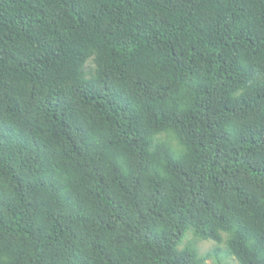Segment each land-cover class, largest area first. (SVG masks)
<instances>
[{
  "label": "trees",
  "instance_id": "1",
  "mask_svg": "<svg viewBox=\"0 0 264 264\" xmlns=\"http://www.w3.org/2000/svg\"><path fill=\"white\" fill-rule=\"evenodd\" d=\"M196 239L264 264V0H0V264Z\"/></svg>",
  "mask_w": 264,
  "mask_h": 264
},
{
  "label": "rangeland",
  "instance_id": "2",
  "mask_svg": "<svg viewBox=\"0 0 264 264\" xmlns=\"http://www.w3.org/2000/svg\"><path fill=\"white\" fill-rule=\"evenodd\" d=\"M191 241H195V237L190 229L185 234L183 241L180 244V247L185 246L186 244L190 243ZM196 246L200 255H208L210 252H213L215 247L217 246L216 242L210 239H196ZM223 246V245H222ZM223 262L226 264H239L237 259L234 257H226L225 255L222 256ZM203 264H216V258L214 255H208L205 258Z\"/></svg>",
  "mask_w": 264,
  "mask_h": 264
}]
</instances>
